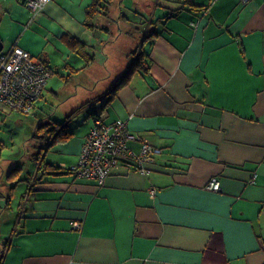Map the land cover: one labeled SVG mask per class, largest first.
Instances as JSON below:
<instances>
[{"label": "crops", "instance_id": "obj_1", "mask_svg": "<svg viewBox=\"0 0 264 264\" xmlns=\"http://www.w3.org/2000/svg\"><path fill=\"white\" fill-rule=\"evenodd\" d=\"M106 17L117 37L143 38L149 71L106 107L110 89L74 106L59 120L77 111L74 136L45 160L73 169L96 118L126 119L163 153L148 175L122 165L104 185L75 172L27 184L11 228L0 229L4 264H264V0H51L36 18L23 0H0L1 51L20 42L38 56L55 71L52 91L69 79L81 86L113 33L97 22ZM212 179L219 190L206 187Z\"/></svg>", "mask_w": 264, "mask_h": 264}, {"label": "rangeland", "instance_id": "obj_2", "mask_svg": "<svg viewBox=\"0 0 264 264\" xmlns=\"http://www.w3.org/2000/svg\"><path fill=\"white\" fill-rule=\"evenodd\" d=\"M134 6L133 9L140 7L139 3L134 4ZM117 12L114 10L113 13ZM127 13L133 15L132 12ZM113 16L115 17L114 14L111 17ZM102 18L99 19L100 21L97 19V22L112 24L113 33L110 34V41H107L105 46L100 44L95 46L97 62L88 71L78 76L83 80L80 83L81 86L78 84L80 79L64 80L62 87H56L55 91H52L49 84L44 90V96L29 113L0 114L1 119H4L0 129V145L2 146L0 188L10 195L7 208H4L6 199H0L1 230L6 231L11 228L9 226L10 220L15 218L18 207L23 202L25 187L29 183V178L37 171L39 164L37 157L44 146L43 140L40 138L41 132H39L41 126L44 125L45 127L48 122H53V120L64 119L67 114L77 108L74 106L82 104V100L92 101L95 95L102 96L105 94L114 83L124 76L128 66L133 61L135 50L142 43L143 38L139 37L137 40L126 33L117 37L119 36L116 29L117 19ZM106 54L110 56L109 60H107ZM125 62H128L129 65H125ZM93 78L98 80V85L95 88H91ZM55 79L57 81L59 76L55 75ZM78 86L79 93H76L75 89ZM83 86H87V88ZM18 167L19 169L10 180L8 173ZM4 240L0 235V249Z\"/></svg>", "mask_w": 264, "mask_h": 264}, {"label": "built area", "instance_id": "obj_3", "mask_svg": "<svg viewBox=\"0 0 264 264\" xmlns=\"http://www.w3.org/2000/svg\"><path fill=\"white\" fill-rule=\"evenodd\" d=\"M50 1L23 0V3L36 18ZM54 72L20 42H15L6 51H0V107L7 111L29 113L42 98L44 88ZM131 141L140 143L139 151L132 148ZM162 153L160 146L131 132L126 119L106 122L96 118L73 170L80 178L93 179L99 185H104L113 169L122 165L148 175L151 172L148 165ZM206 187L219 190L220 182L212 179ZM74 226L81 229L82 223L76 221ZM0 264H4V261Z\"/></svg>", "mask_w": 264, "mask_h": 264}, {"label": "trees", "instance_id": "obj_4", "mask_svg": "<svg viewBox=\"0 0 264 264\" xmlns=\"http://www.w3.org/2000/svg\"><path fill=\"white\" fill-rule=\"evenodd\" d=\"M96 12V7L93 5L91 6L90 9H88V25L93 27L91 24L92 19L91 18ZM70 46L71 48L76 51L78 54H80L82 57L86 59L87 65H90L94 58V55L90 54L89 52L86 51V45L77 40L72 38L70 40ZM85 48V49H84ZM148 72L149 71V63L147 60V54L144 49V46L138 47L136 51L134 52V58L132 61V64L130 65L129 69L126 71L123 77H121L118 82L114 83L110 90L107 92L106 97L107 100L104 102V107L108 105L111 100L115 97L116 93L129 84L131 81V78L137 73V72ZM86 107V105H84ZM77 111H75L72 115L67 117L64 121H59V120H53V122H48L46 126L44 125L41 126V129L39 132L40 138L43 140L44 146L41 148V152L38 155V168L35 174L29 178V185L33 181V183L40 182L46 175H56V174H64L68 172H75L73 169H65L63 167L59 166H54L53 164L47 162L45 160V154L49 152V150L52 148L53 145L60 143V142H67L69 141L73 136L74 132L70 129V122L71 118L75 115ZM0 153H1V145H0ZM19 169H13L10 174L9 178H13L14 174L16 171ZM19 182V181H17ZM5 198L6 203H5V208L8 207L9 202H10V195L5 194L0 190V199ZM8 241L7 243L4 244V247L2 251L0 252V263L4 261L5 254L8 249Z\"/></svg>", "mask_w": 264, "mask_h": 264}, {"label": "water", "instance_id": "obj_5", "mask_svg": "<svg viewBox=\"0 0 264 264\" xmlns=\"http://www.w3.org/2000/svg\"><path fill=\"white\" fill-rule=\"evenodd\" d=\"M3 49V43H0V51Z\"/></svg>", "mask_w": 264, "mask_h": 264}]
</instances>
